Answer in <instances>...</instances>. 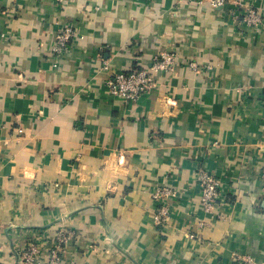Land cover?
<instances>
[{
  "label": "crops",
  "instance_id": "0c3cea01",
  "mask_svg": "<svg viewBox=\"0 0 264 264\" xmlns=\"http://www.w3.org/2000/svg\"><path fill=\"white\" fill-rule=\"evenodd\" d=\"M244 1L0 0V264L58 229L68 264H264V26L244 21L264 0ZM162 52L174 70L152 93H110L104 61L150 69ZM200 169L220 181L212 215ZM160 186L177 196L159 225Z\"/></svg>",
  "mask_w": 264,
  "mask_h": 264
},
{
  "label": "built area",
  "instance_id": "2783aa9c",
  "mask_svg": "<svg viewBox=\"0 0 264 264\" xmlns=\"http://www.w3.org/2000/svg\"><path fill=\"white\" fill-rule=\"evenodd\" d=\"M206 1L210 2L213 7L232 5L240 9L245 6L244 0H198L199 3ZM244 21L252 27L264 26V17L255 7L244 11ZM76 38L77 32L71 24L59 27L55 41L51 45L55 67H58V60L68 51ZM175 61L174 54L162 52L154 57L150 69L115 72L111 69L110 63L104 61L102 70L111 74L107 86L115 98L127 103H137L142 96L152 93L158 87L157 75L173 72ZM191 66L197 69L195 63ZM198 176L202 189V208L205 213L212 215L221 196L220 181L215 174L206 169H200ZM176 196L177 192L169 186H160L154 191L153 198L158 204L155 214L157 224L160 225L167 221L169 207L166 202ZM200 224L205 225V221H201ZM73 236L72 232L64 229H58L51 240L44 239L42 234L28 236L25 247L19 255L20 264H68L66 249Z\"/></svg>",
  "mask_w": 264,
  "mask_h": 264
},
{
  "label": "rangeland",
  "instance_id": "374dc122",
  "mask_svg": "<svg viewBox=\"0 0 264 264\" xmlns=\"http://www.w3.org/2000/svg\"><path fill=\"white\" fill-rule=\"evenodd\" d=\"M66 253H67V249H66ZM67 255H68V253H67Z\"/></svg>",
  "mask_w": 264,
  "mask_h": 264
}]
</instances>
